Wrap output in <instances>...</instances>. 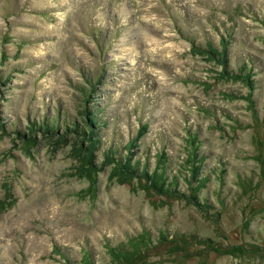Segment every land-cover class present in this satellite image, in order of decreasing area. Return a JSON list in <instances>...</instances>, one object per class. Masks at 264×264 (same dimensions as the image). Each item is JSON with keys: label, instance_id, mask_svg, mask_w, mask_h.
Instances as JSON below:
<instances>
[{"label": "rangeland", "instance_id": "rangeland-1", "mask_svg": "<svg viewBox=\"0 0 264 264\" xmlns=\"http://www.w3.org/2000/svg\"><path fill=\"white\" fill-rule=\"evenodd\" d=\"M89 82L93 163L31 124ZM0 264H264V0H0Z\"/></svg>", "mask_w": 264, "mask_h": 264}, {"label": "trees", "instance_id": "trees-1", "mask_svg": "<svg viewBox=\"0 0 264 264\" xmlns=\"http://www.w3.org/2000/svg\"><path fill=\"white\" fill-rule=\"evenodd\" d=\"M223 44V47L221 51H216V49H210L207 48V51L211 56H216L218 61L223 65L224 71L227 72L228 70V64H229V57H228V50L226 48V42L221 41ZM221 52V54H220ZM219 55V56H218ZM234 73V72H233ZM230 74V73H229ZM245 75V74H243ZM248 76V75H247ZM250 78V77H249ZM92 83H88V85H82L79 88L80 97H81V114L82 118L80 121L77 120H71L69 123L60 120L59 115L56 114V116L52 119L51 117H43L41 119V122L35 126L34 122H31L33 125V129L41 130L44 133H48L51 135H55L59 133V128L63 126V129H61L62 135H72L76 138L77 144L75 146L76 150L89 162L93 163V158H95L96 151L99 150V147L101 145V137L99 136L98 129H99V121H98V113L99 109L97 107H94V105H90V103L93 100V87ZM51 118V119H50ZM64 122V123H63ZM32 130V128L30 127ZM146 131V126H142L138 129L136 136L134 137V141L137 142L138 138L141 137ZM19 135L24 136L23 132H18ZM60 133V134H61ZM190 136V134H189ZM63 137V136H62ZM190 143L193 150V162L196 159H199L198 165H192V173L193 176L198 174L197 172L200 170V161L201 157L198 156L197 150L195 148L196 141L195 136H190ZM60 138V137H59ZM133 141H129V148L132 147ZM114 155H110V157H113ZM115 157V156H114ZM157 160L159 163H161L163 160H165L164 156L158 155ZM114 165L113 169L116 171L117 174H120L123 176L122 182H128L129 180H126L127 178H137L140 181L142 179L144 182L151 188H154L156 191L160 193H169L171 192V186L169 184L164 183L162 174H160L155 169L152 171H149L147 166H140L139 160H134L131 151H128L123 156H118L114 158ZM163 166L164 164L161 163ZM194 170V171H193ZM165 177V175H164Z\"/></svg>", "mask_w": 264, "mask_h": 264}]
</instances>
